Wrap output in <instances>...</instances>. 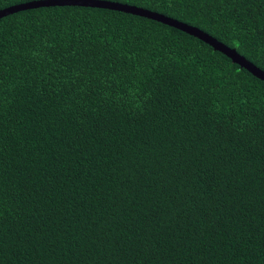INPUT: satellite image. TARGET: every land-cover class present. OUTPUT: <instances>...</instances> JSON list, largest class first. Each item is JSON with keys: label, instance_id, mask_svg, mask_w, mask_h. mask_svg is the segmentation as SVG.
<instances>
[{"label": "trees", "instance_id": "trees-1", "mask_svg": "<svg viewBox=\"0 0 264 264\" xmlns=\"http://www.w3.org/2000/svg\"><path fill=\"white\" fill-rule=\"evenodd\" d=\"M105 1L264 72V0ZM0 264H264V83L131 14L0 18Z\"/></svg>", "mask_w": 264, "mask_h": 264}, {"label": "water", "instance_id": "water-1", "mask_svg": "<svg viewBox=\"0 0 264 264\" xmlns=\"http://www.w3.org/2000/svg\"><path fill=\"white\" fill-rule=\"evenodd\" d=\"M50 6H78V7H87V8H98L110 11H117L126 14H131L134 16H139L146 18L163 25L174 28L178 31H181L189 36H192L204 44L211 47L214 51H217L224 55L226 58L230 59L233 64L238 65L240 68L246 70L256 79L264 83V72L253 65L251 62L247 61L244 57L239 55L235 49L227 47L221 42L217 41L212 36L207 33L199 30L198 28L189 26L182 22H178L174 19L168 18L164 15L150 12L148 10L137 8L134 6H128L116 2H109L105 0H39L32 1L26 4H20L12 6L0 11V18H3L7 15L27 10V9H37L41 7H50Z\"/></svg>", "mask_w": 264, "mask_h": 264}]
</instances>
